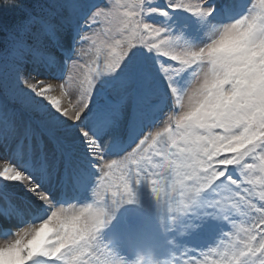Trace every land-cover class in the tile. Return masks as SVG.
<instances>
[{
    "label": "snow or ice",
    "instance_id": "obj_1",
    "mask_svg": "<svg viewBox=\"0 0 264 264\" xmlns=\"http://www.w3.org/2000/svg\"><path fill=\"white\" fill-rule=\"evenodd\" d=\"M42 9L0 53V149L12 150L0 157V264H198L185 238L214 224V241L226 223L237 242L217 244L211 264H264V91L244 86L248 72L229 74L223 91L236 102L191 117L198 88L218 75L210 47L237 30L264 42V0H48ZM113 22L120 38L63 106L41 77L63 82L76 44H95L86 33ZM74 218L78 227L59 235L50 223Z\"/></svg>",
    "mask_w": 264,
    "mask_h": 264
},
{
    "label": "clouds",
    "instance_id": "obj_2",
    "mask_svg": "<svg viewBox=\"0 0 264 264\" xmlns=\"http://www.w3.org/2000/svg\"><path fill=\"white\" fill-rule=\"evenodd\" d=\"M208 57L214 61L218 75L198 88V93L202 95L203 100L191 113L192 118H196L202 113L215 114L217 110L227 109L236 102L235 93L226 95L223 91L224 87L232 86L231 84H222L223 78L229 74H237L240 71L248 72L251 79L243 81L244 86L255 90L259 85L264 91V42L256 45L251 38L250 29L237 30L220 37L210 47ZM241 58L246 63L241 64ZM262 110H264V100H262ZM50 223L56 228L57 235L78 227L76 218L67 222L52 220Z\"/></svg>",
    "mask_w": 264,
    "mask_h": 264
},
{
    "label": "rangeland",
    "instance_id": "obj_3",
    "mask_svg": "<svg viewBox=\"0 0 264 264\" xmlns=\"http://www.w3.org/2000/svg\"><path fill=\"white\" fill-rule=\"evenodd\" d=\"M91 3H96L100 4L101 6L105 4H110V3H116V0H90ZM120 4H124L127 2V0H119ZM185 3L189 2V0H184ZM191 2H195V0H191ZM123 11V9H121ZM81 22L83 17L80 18ZM93 31L97 33L98 35H93ZM93 31H88L86 35L92 37L95 40V44L92 43L91 40L88 41H82L78 42L76 44V51L74 52V55L72 57V60L67 62V68L64 73V81L60 80H53L51 76H56L59 75L60 73L57 72H47V77L46 81L52 83V92L50 93L51 95L56 96L57 98L61 99V103H65L68 105L69 103L75 104L78 99L80 98V93H81V81L85 79L86 73L88 72L89 68H94L95 67V61L99 58L102 61V53L101 49L99 47V43L102 41V38L104 34V29L102 26H98L95 28ZM114 31H116V23L114 27ZM190 31L194 32L195 31V25H191ZM99 41V43H98ZM71 40H68V44L70 45ZM63 60V57H61ZM73 61H75L76 67H73ZM27 68H31V65H26ZM34 74V73H33ZM63 83V86L61 84ZM170 115H174V113H169ZM164 121L159 122L156 126V128L153 129V131L160 130L164 126ZM12 150L10 147H8V155L11 156ZM258 163V161H257ZM239 174V170L235 173V175ZM139 195L141 196L142 199H147L150 196V189L146 187H141L139 190ZM86 199V198H85ZM147 221L149 227L148 229H151L152 234H156V236H152L154 238H161V232L158 227V225L151 221L150 218L146 217L145 222ZM230 224V223H229ZM244 227H247L246 224L243 223ZM208 228L206 227L205 229L201 230L200 232L194 234L197 238V240H200L201 243L208 242L210 239L207 237H204L205 234H207ZM231 233V241L233 243L237 242L235 233L232 235ZM229 233V234H230ZM229 234L224 235L223 237L229 238ZM4 242L2 239H0V243ZM199 252V251H198ZM200 253V252H199ZM197 256V253H195ZM86 259H91V257H85ZM183 257H181L182 259ZM192 258V257H191ZM191 258L184 259L183 261L185 264H187V261ZM202 260L201 262L198 261V264H203ZM209 264V263H208Z\"/></svg>",
    "mask_w": 264,
    "mask_h": 264
},
{
    "label": "trees",
    "instance_id": "obj_4",
    "mask_svg": "<svg viewBox=\"0 0 264 264\" xmlns=\"http://www.w3.org/2000/svg\"><path fill=\"white\" fill-rule=\"evenodd\" d=\"M47 2L48 0H17L16 6H9L4 3V0H0V53L9 47L12 34L17 31L25 17L30 13H41L42 6ZM117 32V25L116 31L111 29L110 24L106 26L107 37L99 43L105 54L107 43L112 40V37L120 38Z\"/></svg>",
    "mask_w": 264,
    "mask_h": 264
},
{
    "label": "bare ground",
    "instance_id": "obj_5",
    "mask_svg": "<svg viewBox=\"0 0 264 264\" xmlns=\"http://www.w3.org/2000/svg\"><path fill=\"white\" fill-rule=\"evenodd\" d=\"M45 74L47 75V73H45ZM41 79L45 80L46 77L42 76ZM63 106H66V104L63 103ZM4 156H9L8 155V147L0 149V157H4ZM234 219H235V222H236L238 227H244L243 226V217H241L239 214H235ZM145 223L148 225L147 221ZM148 227H149V225H148ZM207 228H208L207 234H205V235H207L208 237H211L212 235H214V237H215V235L217 233L216 225L213 224L211 226H208ZM230 232H232V235H234L233 233L236 232V230L232 228L231 224H229V226L224 228L225 234H229ZM150 235H152V234H150ZM154 235H156V234H154ZM230 238H231V233L229 234V238H227V239L223 238V236H222V237H220L214 241L209 242L206 245V244L200 243L192 235L190 237L185 238V243L189 246V248H195V250L199 251V252H200V249L203 248V254L204 255H201V253H200L199 261L201 262L202 260H204L206 258L208 263L211 264V261L215 258L214 250L216 249V245L217 244L227 245L229 242H232ZM163 239L165 240L166 238L163 236ZM178 239H179V237H178ZM209 244H211V249L208 246ZM210 251H212V255H207ZM187 258H191V256H184L183 260L187 259ZM128 259L131 260V259H134V257L128 256Z\"/></svg>",
    "mask_w": 264,
    "mask_h": 264
}]
</instances>
